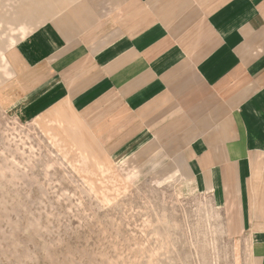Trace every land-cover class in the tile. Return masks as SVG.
<instances>
[{
	"label": "crops",
	"instance_id": "crops-1",
	"mask_svg": "<svg viewBox=\"0 0 264 264\" xmlns=\"http://www.w3.org/2000/svg\"><path fill=\"white\" fill-rule=\"evenodd\" d=\"M0 1L14 114L56 111L111 157L177 160L264 264V0Z\"/></svg>",
	"mask_w": 264,
	"mask_h": 264
},
{
	"label": "rangeland",
	"instance_id": "rangeland-1",
	"mask_svg": "<svg viewBox=\"0 0 264 264\" xmlns=\"http://www.w3.org/2000/svg\"><path fill=\"white\" fill-rule=\"evenodd\" d=\"M9 31L0 25V264H254L214 197L173 177L177 160L111 157L56 111L14 114Z\"/></svg>",
	"mask_w": 264,
	"mask_h": 264
}]
</instances>
